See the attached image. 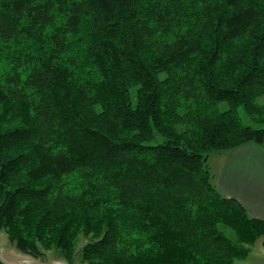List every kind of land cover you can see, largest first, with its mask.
Returning a JSON list of instances; mask_svg holds the SVG:
<instances>
[{
  "label": "trees",
  "instance_id": "1",
  "mask_svg": "<svg viewBox=\"0 0 264 264\" xmlns=\"http://www.w3.org/2000/svg\"><path fill=\"white\" fill-rule=\"evenodd\" d=\"M245 145L264 153V0H0V230L21 253L244 260L264 221L208 159Z\"/></svg>",
  "mask_w": 264,
  "mask_h": 264
},
{
  "label": "crops",
  "instance_id": "2",
  "mask_svg": "<svg viewBox=\"0 0 264 264\" xmlns=\"http://www.w3.org/2000/svg\"><path fill=\"white\" fill-rule=\"evenodd\" d=\"M226 152L217 187L242 204L251 216L264 221V153L254 145ZM10 257L6 258L9 262Z\"/></svg>",
  "mask_w": 264,
  "mask_h": 264
},
{
  "label": "rangeland",
  "instance_id": "3",
  "mask_svg": "<svg viewBox=\"0 0 264 264\" xmlns=\"http://www.w3.org/2000/svg\"><path fill=\"white\" fill-rule=\"evenodd\" d=\"M228 153L226 151L215 152L209 156L208 166L213 176L212 183L216 187H219V179ZM84 242L85 240L81 238L79 247H82ZM249 248L250 253L248 257L237 261L235 264H264V238L259 239L254 245L249 246ZM11 249H13L12 252ZM7 256H11V262L6 259ZM4 261L5 264H68L58 253L54 252L48 253L45 261L23 254L10 243L7 234L0 230V264H3ZM76 264L83 263L78 261Z\"/></svg>",
  "mask_w": 264,
  "mask_h": 264
}]
</instances>
